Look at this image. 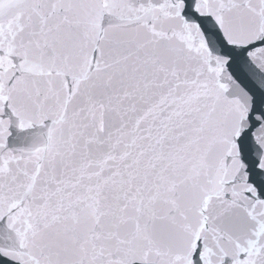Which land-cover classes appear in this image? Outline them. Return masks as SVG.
<instances>
[{
	"label": "snow or ice",
	"instance_id": "1",
	"mask_svg": "<svg viewBox=\"0 0 264 264\" xmlns=\"http://www.w3.org/2000/svg\"><path fill=\"white\" fill-rule=\"evenodd\" d=\"M0 264H264V0H0Z\"/></svg>",
	"mask_w": 264,
	"mask_h": 264
}]
</instances>
